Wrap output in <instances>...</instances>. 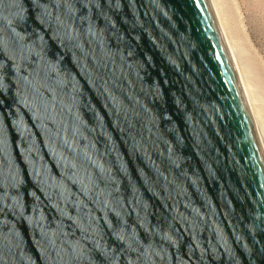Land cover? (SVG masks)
Returning <instances> with one entry per match:
<instances>
[{
  "label": "water",
  "instance_id": "1",
  "mask_svg": "<svg viewBox=\"0 0 264 264\" xmlns=\"http://www.w3.org/2000/svg\"><path fill=\"white\" fill-rule=\"evenodd\" d=\"M0 264H264L210 0H0Z\"/></svg>",
  "mask_w": 264,
  "mask_h": 264
},
{
  "label": "rangeland",
  "instance_id": "2",
  "mask_svg": "<svg viewBox=\"0 0 264 264\" xmlns=\"http://www.w3.org/2000/svg\"><path fill=\"white\" fill-rule=\"evenodd\" d=\"M253 2L259 3L255 9L249 5L248 0H217L226 15L231 38L239 49L245 70L244 78L248 87L254 91L252 94L257 105L258 118L264 127V0ZM255 14H258L259 19L253 25Z\"/></svg>",
  "mask_w": 264,
  "mask_h": 264
},
{
  "label": "bare ground",
  "instance_id": "3",
  "mask_svg": "<svg viewBox=\"0 0 264 264\" xmlns=\"http://www.w3.org/2000/svg\"><path fill=\"white\" fill-rule=\"evenodd\" d=\"M210 1L212 3L213 8H214L218 22L220 24L221 30L223 32L224 38H225L227 46L229 48L231 57L233 59L234 65L236 67V70H237V73H238V76H239V79L241 82V86L243 89V93L245 96V100L247 103V107H248V110H249V113L251 116V120H252L254 129H255L257 138H258V142H259L261 151H262L263 156H264V127L262 126V124L258 118L257 105H256V102L254 99V95L252 94V92H254V91L248 87L246 79L244 78L245 70L243 69V66H242L243 63L241 61L239 49H238L237 45L235 44V42L232 40L231 35L229 33V27H228L227 22H226L227 18L225 17L226 15H224V12H223L222 8L218 5L217 0H210ZM248 2H249V5H252L254 9L259 4V3L257 4V2L256 3L253 2V0L252 1L248 0ZM253 17L255 20L253 25H256L258 23L259 16H258V14H255V16H253ZM253 25L251 23V26H253ZM255 31H257V30H255ZM260 31H261V29H260ZM257 34H259V33H257Z\"/></svg>",
  "mask_w": 264,
  "mask_h": 264
}]
</instances>
